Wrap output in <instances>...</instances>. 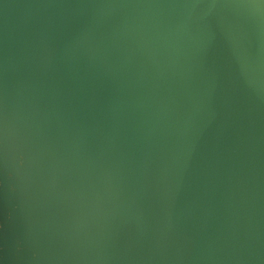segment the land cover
Wrapping results in <instances>:
<instances>
[{"label": "water", "instance_id": "1", "mask_svg": "<svg viewBox=\"0 0 264 264\" xmlns=\"http://www.w3.org/2000/svg\"><path fill=\"white\" fill-rule=\"evenodd\" d=\"M0 264H264V0H0Z\"/></svg>", "mask_w": 264, "mask_h": 264}, {"label": "flooded vegetation", "instance_id": "2", "mask_svg": "<svg viewBox=\"0 0 264 264\" xmlns=\"http://www.w3.org/2000/svg\"><path fill=\"white\" fill-rule=\"evenodd\" d=\"M2 227V221L0 220V228Z\"/></svg>", "mask_w": 264, "mask_h": 264}]
</instances>
